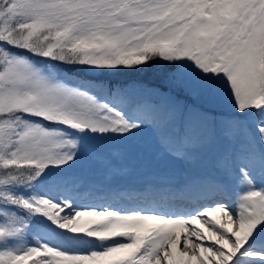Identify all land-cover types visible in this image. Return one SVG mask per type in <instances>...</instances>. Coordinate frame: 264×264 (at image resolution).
Segmentation results:
<instances>
[{
    "label": "snow or ice",
    "instance_id": "1",
    "mask_svg": "<svg viewBox=\"0 0 264 264\" xmlns=\"http://www.w3.org/2000/svg\"><path fill=\"white\" fill-rule=\"evenodd\" d=\"M0 264H264V0H0Z\"/></svg>",
    "mask_w": 264,
    "mask_h": 264
},
{
    "label": "rangeland",
    "instance_id": "2",
    "mask_svg": "<svg viewBox=\"0 0 264 264\" xmlns=\"http://www.w3.org/2000/svg\"><path fill=\"white\" fill-rule=\"evenodd\" d=\"M152 79H153V81H154L155 83L159 84L160 86H162V87L165 86L164 83H163V80H162V79H157V78H155V77H153ZM233 199H234V196H233Z\"/></svg>",
    "mask_w": 264,
    "mask_h": 264
},
{
    "label": "bare ground",
    "instance_id": "3",
    "mask_svg": "<svg viewBox=\"0 0 264 264\" xmlns=\"http://www.w3.org/2000/svg\"><path fill=\"white\" fill-rule=\"evenodd\" d=\"M228 202H229V203H231V201H230V200H229ZM205 243H207V242H205Z\"/></svg>",
    "mask_w": 264,
    "mask_h": 264
}]
</instances>
